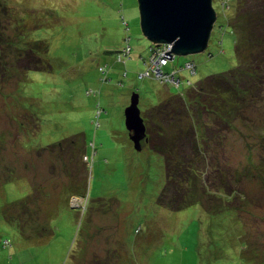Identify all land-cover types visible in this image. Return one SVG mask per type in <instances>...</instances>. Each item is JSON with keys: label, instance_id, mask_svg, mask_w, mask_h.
Returning <instances> with one entry per match:
<instances>
[{"label": "rangeland", "instance_id": "1", "mask_svg": "<svg viewBox=\"0 0 264 264\" xmlns=\"http://www.w3.org/2000/svg\"><path fill=\"white\" fill-rule=\"evenodd\" d=\"M224 5L213 0L219 19L208 48L177 56L166 73L195 62L197 74L185 69L181 77L196 87L236 66L235 36L221 15L227 14ZM1 36L0 264H264V89L231 126L216 130V121L206 115L210 138L205 150L196 157L193 145L182 152L185 172L179 182L170 181L165 194L196 190L188 203L198 200L205 206L194 202L176 211L159 200L166 159L147 149L135 151L125 125L135 91L144 113L158 103L160 93L163 100L166 93L187 89L138 77L147 69L152 43L141 28L139 1L0 0ZM129 43L126 65L117 63L115 52ZM12 46L36 61L32 50L42 51L44 68L24 72L28 65L21 68L9 53ZM100 65L110 67V82L103 81ZM89 90L98 95H88ZM98 105L104 113L96 131ZM170 122L166 130L172 135L178 124ZM77 134L87 143L95 138L98 147L88 173L87 213L64 211L46 243L29 241L50 233L41 228L56 218L68 193L70 177L61 155L73 162L75 148L65 146L62 153L56 143ZM78 173L85 180V170ZM27 196V202L9 208L17 228L4 220V210ZM69 205L85 206L79 198ZM5 240L10 247H4Z\"/></svg>", "mask_w": 264, "mask_h": 264}, {"label": "trees", "instance_id": "2", "mask_svg": "<svg viewBox=\"0 0 264 264\" xmlns=\"http://www.w3.org/2000/svg\"><path fill=\"white\" fill-rule=\"evenodd\" d=\"M220 2L222 5H224V3L226 4L224 7L226 8L225 12H227V14L222 12L221 15H223L225 23H227V26L231 28L232 34L235 36L236 66L218 74L208 76L204 80L197 83L198 85L195 87L193 82L189 79L183 81L181 74L185 69H188L192 75H196L197 64L195 62H186V65L176 69L173 73H166L164 69L168 67L170 62L174 61L177 57L172 56L168 65L161 68L162 74L169 77V79L161 80L157 78L156 74H152V71L150 73L147 71L149 70V67L151 70L150 61L151 57H153L155 53L154 44L151 43L149 59L145 60L147 69L146 71L139 72L138 74L139 78H152L163 85H171L176 88H181L182 85L187 87L185 91L179 92V94L166 93L169 94V96L163 100L161 98V94L164 92L160 93L158 103L154 106L148 107V109L142 113L147 126V140L142 142L143 147L141 151L147 149L150 152L159 155L163 159H166L165 166L163 164L166 186L163 188L159 200L162 205H167L170 209L176 211H182L191 206L194 202H197L198 204L200 203L198 200H193L191 203H188V196H195L196 190L191 189L190 192L186 190L181 192V190H179L180 195L173 194L170 197H166L165 194L167 190H169L170 181L172 183L179 182L182 178L180 172L183 168L185 172L186 164H184L182 152L185 151L186 148L192 147L193 145L192 148L196 152V157L202 154L205 150L204 143L210 138L208 128L206 127L209 125L206 124L205 126L204 124L206 115H208V119L216 121L217 124L215 129L217 126L220 128L231 126L235 120L237 121L243 118L244 113L251 106V104H255L254 102L258 97V90L264 89V86H261L264 84V0H220ZM252 3H255V8L252 7ZM228 18L231 19L230 22L227 21ZM218 19L219 14L217 13V21ZM220 26H222V24ZM1 38L2 36L0 37V41L2 42ZM127 46L131 47L129 54L124 52ZM127 46H125L122 50L115 52V60L117 63L126 65L132 52V46L130 43ZM44 48V52H37V49L35 51L32 50V53L35 54L34 57H39L38 61L31 57L30 52L28 53L29 55L18 54L19 47L12 46L10 48L11 52L9 51V53L13 57L19 59L21 68L28 65L25 69H22L24 72L27 70L30 72H38L45 66L44 59H41V52L47 55L50 51L45 45ZM19 55L23 56L20 57ZM210 56L213 57L212 54H210ZM188 63L192 64L193 67L188 68ZM48 64H50V62ZM32 65L33 67H31ZM99 71L103 74L102 79L104 82L107 83L112 80L109 76L111 72L109 66L100 65ZM127 76L128 71H125L123 73V77ZM172 79L174 80L172 81ZM117 85L122 86L123 82L120 80L117 82ZM193 90H195L194 93H192ZM87 94L98 95V92L95 90H89L87 91ZM103 113L104 110L100 108V105H98V110L96 112L97 120L93 121L96 131L101 128L100 117ZM170 120L178 124V126H175L176 129L174 131V136V132H172L171 135L168 130H166L167 125L171 123ZM130 143L134 147L131 139ZM56 145L61 148L60 151L62 153H65V146L70 145L75 148V150H73L75 151L73 152L75 155L73 162L72 158L70 160V158L64 157L65 154L61 155V160L63 161L62 166L64 168L63 171L70 177L68 184L69 189L68 193H63L61 197L60 202L62 203H59L60 206L56 213V218L54 220L52 219L48 228L45 226L41 228L42 232H45L46 229L49 230L48 232L50 233H47L46 235L41 234L38 237L32 238L25 237L32 242L39 241V243H41L43 241L45 242V240L47 242L49 236L55 232L54 230L57 222H59V220L61 221L62 216H64L62 212L69 211L71 209L79 211L78 214L82 213V215H84L87 213L88 205L91 202L89 199L88 173L92 167L95 155L98 154V147L96 145L95 138L94 141L87 143L84 135L77 134L61 140L56 143ZM87 147L93 151V154L88 152ZM135 151L137 150L135 149ZM69 162L71 164V168L68 167ZM73 166H76L75 169ZM80 168H83V171L85 170L86 172L85 180L78 173ZM67 195H70L69 198H67ZM172 197L174 198L172 199ZM71 198L82 199L85 206L79 208L72 207L69 205ZM26 200H28V196L23 200L12 202L13 204H10V206L4 210V220L17 227L18 224L12 220V217L8 216L9 208L13 205H18V203L27 202ZM201 206L203 205L201 204ZM78 218L82 217L79 215ZM7 241L8 240L4 241V247H10V244H12V242H10V244H6Z\"/></svg>", "mask_w": 264, "mask_h": 264}, {"label": "water", "instance_id": "3", "mask_svg": "<svg viewBox=\"0 0 264 264\" xmlns=\"http://www.w3.org/2000/svg\"><path fill=\"white\" fill-rule=\"evenodd\" d=\"M141 28L156 46L171 44L165 57L189 56L204 52L209 44L217 12L213 0H138ZM125 125L137 151L147 140V126L140 108V94L131 96L125 110Z\"/></svg>", "mask_w": 264, "mask_h": 264}, {"label": "built area", "instance_id": "4", "mask_svg": "<svg viewBox=\"0 0 264 264\" xmlns=\"http://www.w3.org/2000/svg\"><path fill=\"white\" fill-rule=\"evenodd\" d=\"M172 49V45L171 44H163L160 46H154V50L155 53L153 55V57H151V71L156 74L157 78L161 79V80H168L169 77L164 76L162 74V67L168 65V62L171 60L170 58L165 57V53L166 52H170ZM131 50L130 46H127V48L124 50L125 53L129 54ZM169 54H172V52H170ZM188 68H192L193 65L192 64H188L187 65ZM174 79H172L173 81Z\"/></svg>", "mask_w": 264, "mask_h": 264}, {"label": "clouds", "instance_id": "5", "mask_svg": "<svg viewBox=\"0 0 264 264\" xmlns=\"http://www.w3.org/2000/svg\"><path fill=\"white\" fill-rule=\"evenodd\" d=\"M155 46V45H154Z\"/></svg>", "mask_w": 264, "mask_h": 264}]
</instances>
